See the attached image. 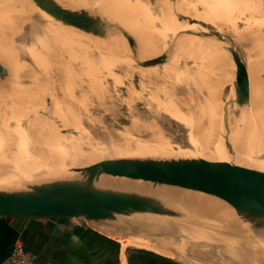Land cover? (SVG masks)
Wrapping results in <instances>:
<instances>
[{
	"label": "rangeland",
	"instance_id": "374dc122",
	"mask_svg": "<svg viewBox=\"0 0 264 264\" xmlns=\"http://www.w3.org/2000/svg\"><path fill=\"white\" fill-rule=\"evenodd\" d=\"M157 1L167 11L166 21L160 18L155 0H122L120 15L109 0L105 6L111 4L112 9L95 16L109 25V32L103 27V37L79 31L74 20L63 22L31 0L19 1L22 9L0 6V70L6 68L3 78L0 72V173L40 159L58 168L71 161H132L164 153L173 154L169 158L209 159L208 155L264 171V0H170L173 9L174 4L181 5L209 28L197 23V32L183 23V16L176 15V22L168 3ZM140 2L154 7L146 19L126 9L125 4ZM212 32L217 36H210ZM199 35L205 47L195 49ZM205 38H215L225 52L238 53V58L231 53L236 74L232 98L222 94L229 87L223 67L229 69L231 64L223 59L220 45ZM158 56L163 64L142 67ZM239 62L249 79L250 97L244 106ZM54 135L70 137L69 154L57 155ZM35 184L40 183L30 185ZM206 211L214 214V210ZM181 219L134 215L97 226L130 250L150 247L178 255L185 264H201L196 259L205 264H240L236 257L241 250L234 251L231 244L224 247L231 252L220 258L224 262L197 257L182 247L180 240L170 237L172 230L202 225L207 231L204 237L195 229L194 233L203 247L211 249L216 247L213 228L219 224ZM221 228L236 231L231 220L223 221ZM240 228L254 241L243 246L244 255L252 254L262 264L264 248L258 243L263 244L264 238L256 233L264 234V229H255L249 222Z\"/></svg>",
	"mask_w": 264,
	"mask_h": 264
},
{
	"label": "water",
	"instance_id": "95a60500",
	"mask_svg": "<svg viewBox=\"0 0 264 264\" xmlns=\"http://www.w3.org/2000/svg\"><path fill=\"white\" fill-rule=\"evenodd\" d=\"M53 7L48 4L40 9L51 13ZM69 11L79 31L99 37L105 35L97 17L85 10ZM59 15L63 22L68 21L61 13ZM210 36L217 35L211 33ZM125 38L132 46L131 38L128 35ZM229 52L238 58L237 51L229 49ZM161 64V56H158L151 65L142 67ZM239 65L240 98L244 106L250 97L249 79L245 67L240 62ZM87 172L90 173L89 176L78 179L29 185L26 189H0V218L77 220L98 225L114 222L118 217L129 218L134 215L181 219V212L165 205L152 194L156 189L165 188L199 193L223 201L253 228L264 229V171L261 170L203 158H146L132 161L111 160L108 167L95 164ZM100 177L142 183L149 193L101 187ZM138 249L185 264L178 255L146 247Z\"/></svg>",
	"mask_w": 264,
	"mask_h": 264
},
{
	"label": "bare ground",
	"instance_id": "6f19581e",
	"mask_svg": "<svg viewBox=\"0 0 264 264\" xmlns=\"http://www.w3.org/2000/svg\"><path fill=\"white\" fill-rule=\"evenodd\" d=\"M19 1H21V0H7V1L0 0V6H3L4 8L9 6L11 9H14V10L15 9H20V8L22 9L21 4H20ZM31 1L34 4H36L39 8L41 6L45 7L48 4H52L54 7L52 8L51 13H49V14H51L52 16H55L56 18H61V16L59 15L61 13L62 15H64L65 19H68V21L69 20H73L72 14H71V12L69 10H72V11L85 10L89 14H91L92 16H98V15L104 14V12L106 11V8H107V10L112 9L111 4H109L107 7L105 6V5H107V2H109V0H31ZM110 1H112L113 4H114L113 8H114L115 13L117 15H120L121 14L120 7L124 6V5H121L122 0H110ZM139 1H141V0H139ZM169 1L170 0H164L163 2L168 3V6H169V9H168L169 11L168 12L172 15L173 19L176 22H177V19H175V16L176 15H180V16L185 17V18H182V20H184L187 23L183 22L182 20L181 21L187 27L191 28L195 32H197L196 30H198L197 29L198 27L196 28L197 23L201 24V26L204 29L205 28L209 29L208 27H206V25H204L201 22H198L197 20H195V18L191 17V15H189L184 10V8L181 5H179V4L178 5L174 4V5H176V6H174V8L177 10V13H176L175 9H173V7L169 3ZM155 2H156V4H159V6H160V9L158 11V13L161 14L160 18L161 19H165V21H166V12L167 11L164 10L163 5H161L157 0H155ZM2 4H4L5 6L2 5ZM62 5L66 6V7H69V9L65 8ZM125 6H126V9L128 10V12L131 15H133V16L137 15V16L140 17V19L141 18H143V19L145 18L146 19L147 16L149 15V13L154 9V7H153V9H151L150 6H146L144 3H141V2L138 3V4H136V3H133V4L128 3L127 5L125 4ZM51 20H55V19H51ZM167 20H168V22H170L169 19H167ZM99 21L101 22V25L109 32V30H108L109 25L106 22L101 21L100 19H99ZM56 25H59V23H56ZM167 27L170 29L171 28L170 24H169V26L167 24ZM202 32H205V31H202ZM200 37L201 36L199 35V41L196 40L193 43V46L195 47V49H197L200 46L203 47V48L205 47V43L201 42ZM205 39H208V40L216 43L217 45L219 44L221 51L224 53L223 59H225V58L227 59L228 58L229 62H231V63H229L227 61L229 65L231 64L229 69H226L225 67H223V73L226 74L227 79H228V83L226 84V86H229V87L224 88V90L222 91V94L226 98H232L233 95H235V91H236V76H235L236 74L234 72V66H233L234 64H233V59H232L231 53L225 52V50L222 49L223 45H221L220 42H217L215 38H205ZM137 48H138V41H137L136 46H135V49H137ZM6 55H7V53H5V56ZM5 75H6V68L2 72V78ZM230 84L232 85V87H230ZM159 87H161V86H159ZM84 97H86V96H84ZM106 137H107V141H108V136H106ZM53 138L54 139L52 140V144L54 146V150L56 151L57 155H60V156L64 157L65 155L70 153V151H68L69 147L66 148V144L69 142L68 139L70 137L68 139H66L64 137H60V136H55L54 135ZM106 146H107V144H106ZM71 148H73V147H71ZM201 154L206 155L204 153H201ZM172 155L173 154L164 153V154H160L159 156H157L155 158H152V159H165V158L167 159V158H169ZM206 156L209 157V159L208 158H204V157H202V158L206 159V160H210V161H225V162H228V160H226V159L214 158V157L208 156V155H206ZM109 161L110 160H98V161H92V162L71 161V162H68L67 164L61 165L58 168H52V167H49L50 164L44 163V162H46L45 159H40L39 163L22 165L21 168H16L15 167L16 170L15 169H7L4 172L0 173V179H11V180L20 181V182H17L15 184H12V182H9V183L0 182V185H1L0 189L1 190H8V189L12 188L10 190H13V189H16V188L17 189L18 188H22L23 186H29L31 184V182L49 183V182L58 181V180H71V179H78V178L87 177L90 174V173L87 172V169L90 166L98 164L100 167H108V162ZM233 161L236 162L237 160H233ZM239 162L241 163V161H239ZM57 163H58V161L56 162V164ZM38 165H43V166H38ZM40 176H43V177H40ZM99 186H101V187H113V188L124 189V190H133V191H138V192H141V193H146V192L149 191L148 188L145 187L146 185L142 184V183L141 184L140 183H130V182H125V181L111 179V178L110 179L109 178H104V177H100L99 178ZM152 194L155 197H157L158 199H160L163 203L171 204V206H169V207H172V208L178 210L179 212H181L182 216L186 217L187 219H189V222L191 224L195 223V221L198 220V219L199 220L201 219L205 224H213V223L218 222L219 225H215L216 227L213 228L214 229V235L216 237L214 239V241H216V245H215L216 247L213 246V247H211V249H207L206 247H203L202 244L200 243L202 241L199 242V240H200L199 237L200 236H198V234L196 235V233H194V231L196 230V232L199 231L198 233L201 234L202 236L205 235L207 231H205L204 228L200 227L202 225H199V228L195 229V228H193V226L191 224H187L188 226L191 225L192 227L191 228H186V229H183V230L182 229L181 230H172L170 232V235H171L170 237L174 238L177 241L180 240V243H181L182 247L186 248L188 251H191V253H195L196 255H198L197 257L208 256V257L214 259L213 262H217V260H221L220 258L225 253H228L227 249H225L224 247L228 246L229 244H231V246L233 247L234 251L240 252L239 250H241V252H240L241 256L240 257H236L237 260L240 262V264H241V262L242 263H246V264H258L261 261V260H258L256 262V260L253 258L252 254L244 255L245 253H243V249H244L243 246H246V243H250L252 241L250 239V237L246 236L245 231H243L244 230L243 228H245V227H243L242 229L240 228V227H242L243 224L245 226H247V222H244V223L240 222V220L236 216L235 211L233 210V208L231 206H229L227 203H225L223 201H220V200L217 201L215 199H210L208 197H203L201 195H197L196 193H191V192L187 193V192L179 191V190H176V189H165V188L156 189V190H154L152 192ZM185 204H187L190 208L185 207ZM195 204H197V205H195ZM206 208H208L209 210H212V211L214 210V214H211V213L207 212ZM215 212H216V214H215ZM227 220L228 221L231 220V222L234 223L235 229H236V231L234 233L226 232L224 229L221 228L222 222L223 221H227ZM178 222H179V220H178ZM184 222L186 224V221H184ZM228 223H230V222H228ZM250 226H251V224H250ZM225 227H226V225H225ZM256 234H257L258 238H262V237L264 238V234L263 233H256ZM175 240H174V242H175ZM252 242H254V241H252ZM258 244H260L261 247L264 248V243L263 244L258 243ZM231 246L229 247V249L231 248ZM172 247H174V246H172ZM175 249H173V250H175ZM204 249L209 251V253L208 254H204L205 252L204 253L201 252L202 250L204 251ZM183 250H185V249H183ZM246 252H247V250H246ZM229 253H231V252L229 251ZM232 254H234V253H232ZM242 255L244 257H242ZM236 256H238V255H236ZM245 257H247V258H245ZM206 259H208V258H206ZM194 261H195V263L198 261L201 264H205L204 262H202L201 260H198V259H196ZM222 261L224 262V260H221V262ZM263 263H264V261H263ZM234 264H236V263H234Z\"/></svg>",
	"mask_w": 264,
	"mask_h": 264
},
{
	"label": "crops",
	"instance_id": "0c3cea01",
	"mask_svg": "<svg viewBox=\"0 0 264 264\" xmlns=\"http://www.w3.org/2000/svg\"><path fill=\"white\" fill-rule=\"evenodd\" d=\"M97 225L0 218V263L19 245L33 255L36 264H175L138 248L130 250Z\"/></svg>",
	"mask_w": 264,
	"mask_h": 264
},
{
	"label": "built area",
	"instance_id": "2783aa9c",
	"mask_svg": "<svg viewBox=\"0 0 264 264\" xmlns=\"http://www.w3.org/2000/svg\"><path fill=\"white\" fill-rule=\"evenodd\" d=\"M0 264H36V262L32 254L15 245L10 255Z\"/></svg>",
	"mask_w": 264,
	"mask_h": 264
},
{
	"label": "trees",
	"instance_id": "16d2710c",
	"mask_svg": "<svg viewBox=\"0 0 264 264\" xmlns=\"http://www.w3.org/2000/svg\"><path fill=\"white\" fill-rule=\"evenodd\" d=\"M149 254H151V253H149ZM151 255L156 256V255H154V254H151ZM156 258H158V259H160V260H163V259H164V258H161V257H159V256H156Z\"/></svg>",
	"mask_w": 264,
	"mask_h": 264
}]
</instances>
